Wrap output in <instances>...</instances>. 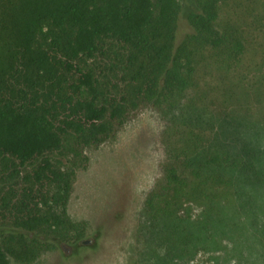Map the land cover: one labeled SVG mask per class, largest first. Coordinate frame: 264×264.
Here are the masks:
<instances>
[{
    "label": "trees",
    "instance_id": "16d2710c",
    "mask_svg": "<svg viewBox=\"0 0 264 264\" xmlns=\"http://www.w3.org/2000/svg\"><path fill=\"white\" fill-rule=\"evenodd\" d=\"M222 2L193 0L181 33L182 0H0V264L81 241L66 205L82 151L140 106L168 122L144 207L169 260L199 247L213 264H264L261 143L223 138L189 96L203 55L227 65L245 51L241 30L218 21Z\"/></svg>",
    "mask_w": 264,
    "mask_h": 264
},
{
    "label": "rangeland",
    "instance_id": "374dc122",
    "mask_svg": "<svg viewBox=\"0 0 264 264\" xmlns=\"http://www.w3.org/2000/svg\"><path fill=\"white\" fill-rule=\"evenodd\" d=\"M192 8L193 0H182L181 33L188 31L186 17ZM218 21L241 30L245 51L239 61L227 65H221L216 56L203 55L189 96L202 106V118L220 128L223 138L261 143L264 161L263 0H223ZM166 124L158 110L140 106L114 137L83 149L66 205L70 219L85 230L81 241H62L32 264H213L215 251L199 247L183 261L169 260L163 222L145 213L146 195L163 174ZM254 195L263 240L264 175L261 191ZM190 211L193 216L198 208L192 205Z\"/></svg>",
    "mask_w": 264,
    "mask_h": 264
},
{
    "label": "water",
    "instance_id": "95a60500",
    "mask_svg": "<svg viewBox=\"0 0 264 264\" xmlns=\"http://www.w3.org/2000/svg\"><path fill=\"white\" fill-rule=\"evenodd\" d=\"M83 242L85 243L86 241L84 240Z\"/></svg>",
    "mask_w": 264,
    "mask_h": 264
}]
</instances>
